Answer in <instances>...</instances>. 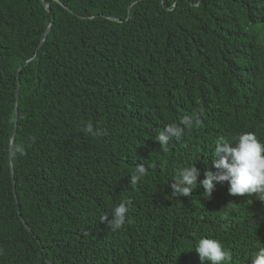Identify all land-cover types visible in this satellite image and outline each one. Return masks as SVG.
Listing matches in <instances>:
<instances>
[{
  "label": "trees",
  "instance_id": "obj_1",
  "mask_svg": "<svg viewBox=\"0 0 264 264\" xmlns=\"http://www.w3.org/2000/svg\"><path fill=\"white\" fill-rule=\"evenodd\" d=\"M263 90L264 0H0V264H202L201 237L247 264L264 201L199 181L220 137L260 128ZM185 116L200 124L162 150ZM193 164L197 189L171 197Z\"/></svg>",
  "mask_w": 264,
  "mask_h": 264
},
{
  "label": "clouds",
  "instance_id": "obj_2",
  "mask_svg": "<svg viewBox=\"0 0 264 264\" xmlns=\"http://www.w3.org/2000/svg\"><path fill=\"white\" fill-rule=\"evenodd\" d=\"M47 11H50L49 4H46ZM52 23L45 30L47 33L43 34V39L47 36ZM43 42L40 43V45ZM37 55V51L33 58ZM246 73L241 74L246 82ZM215 82H209L210 85H217V75L213 76ZM245 91V90H244ZM17 113V109L15 111ZM252 114L251 124L259 126L249 127L244 129L235 139L229 140L220 137L211 153L208 164L214 168L205 169L203 175L204 179L199 181L204 192L202 195L206 199L211 198L212 191L220 187L224 182L228 184V192L233 196H254L255 199L264 201V90L261 96L255 101L253 107L250 109ZM17 116V115H16ZM193 123L200 124L198 117H183L179 123L173 122L167 124L162 131L156 136L155 140L161 145L162 150H166L168 144L173 139L180 140L184 135L185 129H190ZM89 133L93 132L91 124L87 126ZM16 132V125L14 126L13 134ZM13 139L10 142L9 155L12 156ZM10 165L11 162H10ZM202 167H196L195 164L187 167L175 176L174 180L168 185L172 190L171 197H189L193 190L198 187V177L201 175ZM148 169L143 164H136L134 172L130 174L129 182L137 184L147 174ZM14 178V175H12ZM14 184V181H13ZM227 195V193H225ZM214 201L221 203L220 196L216 193ZM234 200V197H228ZM263 212L260 217L264 216V202L261 205ZM129 212L128 202L124 201L114 206L110 213H106L100 217L101 221H108L112 231L121 229L125 223L127 214ZM109 216L111 217L109 219ZM249 237L257 238L261 241L260 246L256 252L249 258L247 264H264V222L259 219L256 223H251ZM198 253L202 264H235L231 263L232 256L219 240L201 237L194 246ZM241 259L237 264H240Z\"/></svg>",
  "mask_w": 264,
  "mask_h": 264
},
{
  "label": "water",
  "instance_id": "obj_3",
  "mask_svg": "<svg viewBox=\"0 0 264 264\" xmlns=\"http://www.w3.org/2000/svg\"><path fill=\"white\" fill-rule=\"evenodd\" d=\"M47 33V31L45 32V34Z\"/></svg>",
  "mask_w": 264,
  "mask_h": 264
}]
</instances>
